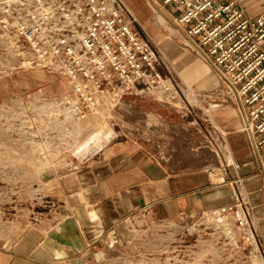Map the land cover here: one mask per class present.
I'll return each instance as SVG.
<instances>
[{
  "label": "rangeland",
  "instance_id": "374dc122",
  "mask_svg": "<svg viewBox=\"0 0 264 264\" xmlns=\"http://www.w3.org/2000/svg\"><path fill=\"white\" fill-rule=\"evenodd\" d=\"M148 1L133 0L136 6L132 9L125 0L136 17L134 26L148 41L159 46L156 33L169 39L170 28ZM1 30L0 247L3 248L10 246L29 224L47 219L51 210L58 213L64 195L61 184L54 178L61 167L55 150L61 145L68 150L73 147L80 136L82 119L65 123L54 114L55 106H48L53 111L51 116L47 113L41 116L48 104L33 102L32 96L45 95L51 99L61 95L68 88V77L46 68L18 67V57ZM180 39L183 47H178L177 55L174 53L177 46L174 50L164 43L160 45L163 49L159 46L173 64L171 73L178 87V101L167 102L158 87L151 92L143 83L133 87L121 85L118 102L111 107L103 103L98 111L88 114L90 119L84 127L92 126L98 131L113 129L119 139L146 144L152 155L172 169H206L212 176L214 167L225 157H232L222 145L227 131L211 114L214 108L226 103L219 101L216 87L205 91L195 85L192 77L195 68L200 72L210 69L209 73L211 68L191 43ZM180 52L185 58L178 55ZM192 53L204 62L194 59ZM187 58L194 64H189ZM160 67L165 74L166 68ZM219 128L225 131L223 135ZM213 181L230 187L228 183ZM220 205L180 218L128 216L60 264H264L262 247L245 243L233 214L217 212Z\"/></svg>",
  "mask_w": 264,
  "mask_h": 264
},
{
  "label": "built area",
  "instance_id": "2783aa9c",
  "mask_svg": "<svg viewBox=\"0 0 264 264\" xmlns=\"http://www.w3.org/2000/svg\"><path fill=\"white\" fill-rule=\"evenodd\" d=\"M159 2L217 73L221 85L215 93L241 116L264 190V12L248 15L238 0ZM0 11L1 33L18 57V67L46 68L68 77V88L61 95L32 96L33 102L48 104L47 110L55 106L54 114L65 123L87 117L103 103L115 105L121 85L143 83L151 92L158 87L167 102L178 101L173 64L134 26L136 17L125 0H0ZM47 110L41 116H51ZM241 165L225 157L211 171L210 181L228 183L234 196L217 212H231L243 241L262 247Z\"/></svg>",
  "mask_w": 264,
  "mask_h": 264
},
{
  "label": "crops",
  "instance_id": "0c3cea01",
  "mask_svg": "<svg viewBox=\"0 0 264 264\" xmlns=\"http://www.w3.org/2000/svg\"><path fill=\"white\" fill-rule=\"evenodd\" d=\"M127 2L135 8L133 0ZM238 4L251 16L264 12V0H238ZM148 5L151 6L149 1ZM152 7L170 28L169 39L159 33L154 38L156 35L158 44H167L170 50L177 46V55L178 47H183L180 38L190 43L189 38L175 26L159 0ZM192 54L194 59L204 62L196 53ZM178 55L185 58L184 53ZM188 60L194 64L191 58ZM206 62L211 73L210 69L200 72L197 67L192 77L200 89L216 90L221 85L219 78ZM211 114L227 131L222 145L242 163L239 172L254 206L264 254V190L250 136L241 128L242 120L231 105L214 108ZM88 119L87 116L81 120L80 136L72 148L61 145L55 150L61 167L54 178L64 195L58 213L51 210L47 219L29 224L10 246L0 247V264H60L128 216L180 218L234 200L228 185L210 181L208 170L172 169L152 155L146 144L119 139L113 129L84 127ZM230 173L233 174L232 169Z\"/></svg>",
  "mask_w": 264,
  "mask_h": 264
},
{
  "label": "bare ground",
  "instance_id": "6f19581e",
  "mask_svg": "<svg viewBox=\"0 0 264 264\" xmlns=\"http://www.w3.org/2000/svg\"><path fill=\"white\" fill-rule=\"evenodd\" d=\"M164 13V12H163ZM160 14V13H159ZM161 15V14H160ZM164 15V14H163Z\"/></svg>",
  "mask_w": 264,
  "mask_h": 264
}]
</instances>
